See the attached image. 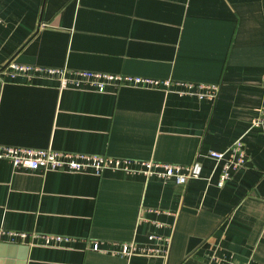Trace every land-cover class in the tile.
I'll use <instances>...</instances> for the list:
<instances>
[{
	"label": "crops",
	"instance_id": "obj_1",
	"mask_svg": "<svg viewBox=\"0 0 264 264\" xmlns=\"http://www.w3.org/2000/svg\"><path fill=\"white\" fill-rule=\"evenodd\" d=\"M9 62L172 85L98 93L2 76L0 145L192 166L198 178L0 161V264H264V137L252 127L264 0H0V67ZM177 82L218 86V98L178 95ZM238 139L245 164L218 188L208 154ZM120 243L160 255H113Z\"/></svg>",
	"mask_w": 264,
	"mask_h": 264
},
{
	"label": "built area",
	"instance_id": "obj_2",
	"mask_svg": "<svg viewBox=\"0 0 264 264\" xmlns=\"http://www.w3.org/2000/svg\"><path fill=\"white\" fill-rule=\"evenodd\" d=\"M2 76L14 80L20 78L27 83L36 80H55L60 90L87 89L98 93H105L109 88L117 90L122 87H139L168 90L172 85L169 80H158L129 75H114L93 71H69L66 68L55 69L39 66L18 65L13 62L0 67ZM175 85L181 89L175 91L178 95H190L199 100L216 101L219 87L203 84L177 82ZM264 91V75L261 79ZM252 127L261 131L264 137V104L259 108L257 116L252 121ZM209 158L215 162V167L220 168L216 185L218 188L231 178L232 174L241 169L246 161L244 144L241 139L236 140L223 152L211 151ZM8 161L15 168L37 171H61L82 173L90 172L96 175L104 171L122 172L125 174H141L146 178H156L165 183L178 186L186 185L190 180L197 179V173L192 166H181L158 163L153 161H139L130 159L113 158L105 155L83 153L59 152L48 149H32L16 146L0 145V161ZM10 236L26 239L25 233L8 232ZM31 238L35 234L30 235ZM154 237L150 236L152 240ZM46 245L59 244L69 239L60 236H43ZM113 255L130 258L132 256H158L160 252L151 248H138L133 243H120L118 250L111 251Z\"/></svg>",
	"mask_w": 264,
	"mask_h": 264
}]
</instances>
